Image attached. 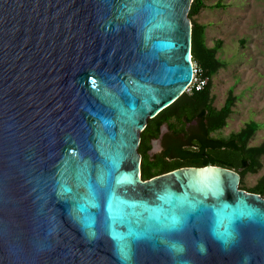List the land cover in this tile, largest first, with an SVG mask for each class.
Returning <instances> with one entry per match:
<instances>
[{
  "label": "water",
  "instance_id": "water-1",
  "mask_svg": "<svg viewBox=\"0 0 264 264\" xmlns=\"http://www.w3.org/2000/svg\"><path fill=\"white\" fill-rule=\"evenodd\" d=\"M192 0H0V264H264V196L140 133L193 78Z\"/></svg>",
  "mask_w": 264,
  "mask_h": 264
},
{
  "label": "trees",
  "instance_id": "trees-1",
  "mask_svg": "<svg viewBox=\"0 0 264 264\" xmlns=\"http://www.w3.org/2000/svg\"><path fill=\"white\" fill-rule=\"evenodd\" d=\"M222 3L216 1L206 4L205 0H192L188 16L192 22L191 57L193 62L202 69L201 75L207 82L202 89H195L192 93L183 92L171 104L159 111L154 117L148 118V123L141 131L139 152L145 156L142 165L144 176L152 175L153 171L170 170L184 165L203 166L215 164L236 170L242 177L248 172H256L262 165L261 157L264 155V141L251 145L249 140L259 129V124L251 119L244 123L238 130L230 132L226 136L213 135V132L221 130L227 124V120L233 111L236 95L229 91L223 104L215 107L212 103V78L219 68L226 65L225 60L218 56V50L222 47V40L217 38L212 45L205 39L207 24L197 21L194 16L202 8L220 7ZM175 112L178 115L177 123L184 125L181 116L186 120L198 118L199 127L195 131H188L187 136L192 140L185 148H181V155L185 159L173 161H147V148L151 133H156L161 118ZM197 116V117H196ZM196 145V146H192ZM192 146V147H191ZM153 169V171H151ZM251 192H257L264 196V174L261 175L253 187L246 188Z\"/></svg>",
  "mask_w": 264,
  "mask_h": 264
},
{
  "label": "rangeland",
  "instance_id": "rangeland-1",
  "mask_svg": "<svg viewBox=\"0 0 264 264\" xmlns=\"http://www.w3.org/2000/svg\"><path fill=\"white\" fill-rule=\"evenodd\" d=\"M216 1L220 7L202 8L194 18L207 24L205 39L209 45L219 38L222 47L218 56L226 65L212 78V103L220 107L229 91L236 95L233 111L226 126L213 135L226 136L253 119L259 129L249 140L256 145L264 141V0H205ZM262 165L256 172L240 176L239 187H253L264 174Z\"/></svg>",
  "mask_w": 264,
  "mask_h": 264
},
{
  "label": "flooded vegetation",
  "instance_id": "flooded-vegetation-1",
  "mask_svg": "<svg viewBox=\"0 0 264 264\" xmlns=\"http://www.w3.org/2000/svg\"><path fill=\"white\" fill-rule=\"evenodd\" d=\"M178 118L179 117L175 112L169 115H165L163 119L161 118L158 131H156V133L152 132L149 139V147L147 148V159H146L147 161L154 163L156 161L157 162L161 161L162 159L166 161H173V160L176 161L178 159H185V157L181 155L182 152H180V150L181 148L187 147V145H189V143L192 141L187 136L186 130L188 129V131L189 130L195 131L199 127V120L198 118L191 117V119L187 121L186 117L181 116L180 118L183 121L182 124H185L182 130L181 123H177ZM140 141H141V136H140ZM192 146H196V145H192ZM140 155H141L140 174L143 179H148L153 176L172 170L170 169V170L153 171L152 169L151 170L153 171L152 175L144 176L142 174V165L145 161V156H143L141 153Z\"/></svg>",
  "mask_w": 264,
  "mask_h": 264
},
{
  "label": "built area",
  "instance_id": "built-area-1",
  "mask_svg": "<svg viewBox=\"0 0 264 264\" xmlns=\"http://www.w3.org/2000/svg\"><path fill=\"white\" fill-rule=\"evenodd\" d=\"M201 72V67L193 62V78L190 84L187 86L185 90L186 92L192 93L195 89L199 90L205 86L207 80L201 75Z\"/></svg>",
  "mask_w": 264,
  "mask_h": 264
}]
</instances>
